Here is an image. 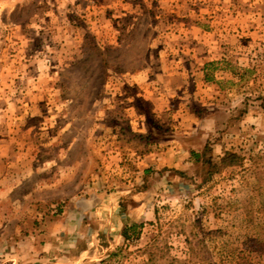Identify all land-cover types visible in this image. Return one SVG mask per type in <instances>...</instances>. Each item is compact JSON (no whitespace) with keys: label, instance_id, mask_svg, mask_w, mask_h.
Listing matches in <instances>:
<instances>
[{"label":"rangeland","instance_id":"374dc122","mask_svg":"<svg viewBox=\"0 0 264 264\" xmlns=\"http://www.w3.org/2000/svg\"><path fill=\"white\" fill-rule=\"evenodd\" d=\"M114 193L151 208L91 264H264V0H0V264Z\"/></svg>","mask_w":264,"mask_h":264},{"label":"crops","instance_id":"0c3cea01","mask_svg":"<svg viewBox=\"0 0 264 264\" xmlns=\"http://www.w3.org/2000/svg\"><path fill=\"white\" fill-rule=\"evenodd\" d=\"M205 86V85H204ZM200 136L191 137L182 140L181 143L186 147L184 152L181 148L175 151H169L162 155V160L165 164H170L179 170L181 164L192 165L191 153H200L203 146H200ZM203 144V143H201ZM222 147H220V155ZM183 158L184 162L179 163V158ZM188 158V159H187ZM169 166V165H168ZM141 193H138V195ZM123 195L120 193L109 194L107 196L94 199H78L72 202L68 209H64L59 216H56L50 221L46 232L41 237L28 238L26 244L28 249L25 251L20 249L17 256L10 260L12 264H91L92 260L97 256L94 247H101V261L105 260L107 251L113 247L119 239H112L114 236L109 233L104 237V240L97 241L92 239V234L97 228L93 227V222L96 220V215L104 216L102 218L108 219L105 223V230H114L116 235H121L123 228L126 226H133L138 224L132 218L137 214L135 209H150V203L140 201L139 196H132L128 210L126 212L121 206ZM115 221V222H113ZM113 223H116L113 225ZM114 227V228H112ZM57 228L61 233H57ZM60 232V231H59ZM109 232V231H108ZM112 232V231H111ZM84 234V235H83ZM90 236V237H89ZM110 247V248H109ZM94 251V252H93Z\"/></svg>","mask_w":264,"mask_h":264},{"label":"trees","instance_id":"16d2710c","mask_svg":"<svg viewBox=\"0 0 264 264\" xmlns=\"http://www.w3.org/2000/svg\"><path fill=\"white\" fill-rule=\"evenodd\" d=\"M191 160L194 164H201L203 161L202 153H191ZM242 163V159L233 153H226L225 156L221 159L219 167L226 169L231 167L239 166ZM140 225L126 226L122 233V238L124 241H129L133 237H139L138 228Z\"/></svg>","mask_w":264,"mask_h":264}]
</instances>
